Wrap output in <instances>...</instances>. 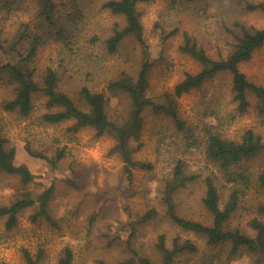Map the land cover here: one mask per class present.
Instances as JSON below:
<instances>
[{
    "label": "rangeland",
    "instance_id": "1",
    "mask_svg": "<svg viewBox=\"0 0 264 264\" xmlns=\"http://www.w3.org/2000/svg\"><path fill=\"white\" fill-rule=\"evenodd\" d=\"M79 1L85 14L75 27L74 50L61 40H51L39 50L36 63L39 68L56 67L60 72L59 88L83 107L79 95L82 85L87 84L93 90L105 89L110 118L121 121L129 113L130 98L120 91L112 95L107 81L123 71L136 74L142 61V46L135 37H127L116 52H109L104 40L116 22L125 24L124 16L103 8L106 0ZM259 1L263 0L139 2L144 36L153 60L147 94L165 100L164 95L173 92L186 72L201 69V64L180 48L185 30L212 57L227 56L234 49L231 29L240 31L236 21L249 29L264 27V10L247 8L248 2ZM6 3L7 0H0L4 38L15 44L18 35L25 32V23L32 30L39 29L38 0H23L12 6ZM173 30L176 32L171 33ZM240 68L251 81L264 85V44L249 60L241 62ZM232 79L231 72L223 71L180 95L182 127L167 114L147 106L139 138L132 145L136 147L135 156L151 162L153 167L134 168L130 177L124 172L122 156L114 150L116 138L112 134H97L91 126L74 131L70 129L73 120L41 123V115L48 110L43 92L34 96L29 115L6 111L0 106V126L8 146L16 148L15 162L26 164L35 174L34 180L25 185L19 175L1 171L0 204H9L22 190L40 193L53 186L48 203L52 221L43 216L33 220L35 206L22 210L18 224L12 228L6 227L5 217H0V264H28L25 249L32 253L37 264H59L66 247L74 253L73 264H118L134 249L147 256L151 264H162V253L157 246L161 234L166 235L169 247L176 235L196 243L195 252L176 256L178 264H208L215 253L229 260L227 264H254L259 254L243 250L228 259L229 243L216 247L205 236L174 224L163 201L165 183L171 178L176 161L182 159L186 173H195L197 177L174 192L176 210L185 217L209 223L211 216L203 203L205 178L220 175L221 170L207 158V130L213 125L212 132L238 140L251 128L264 141V113L258 112L257 97L250 93V105L239 111L233 98ZM11 95V86L0 83V100ZM28 143L33 149L50 154L62 148L64 156L54 167L46 158L31 154ZM241 163L250 177L249 182L247 179L239 186V204L231 224L253 233L249 221L264 202V187L259 179L264 172V149ZM219 188L221 205L225 206L231 184L219 182ZM151 208L158 214L141 220Z\"/></svg>",
    "mask_w": 264,
    "mask_h": 264
},
{
    "label": "trees",
    "instance_id": "2",
    "mask_svg": "<svg viewBox=\"0 0 264 264\" xmlns=\"http://www.w3.org/2000/svg\"><path fill=\"white\" fill-rule=\"evenodd\" d=\"M21 1L23 0H7L6 6ZM143 1L151 0H106L102 3L103 8L125 18V24L120 25L116 22L112 33L105 38L107 50L116 52L127 37H135L142 46V61L137 73L123 71L119 76L107 81V88L112 91V95L120 91L130 98L129 113L123 120L117 121L110 118L109 97L105 89L93 90L87 84L82 85L79 95L85 104L83 107L71 95L59 88L60 72L56 67L47 65L39 68L36 63L39 50L51 40H61L71 51L74 50L72 43L75 42L74 37L77 31L75 27L79 25L85 14L84 6L79 0H38L37 28L39 29L32 30L28 23H25V32L18 35L15 44L3 37V29L0 26V83L5 87L11 86L12 89V95L0 100V106L6 111L29 115L33 110L34 96L38 92H43L47 97L48 110L41 115V123L58 124L73 120L70 129L74 131L91 126L97 134H112L116 138L114 150L122 156L124 172L128 177L132 176L134 168L151 169L153 167L151 162L135 156L136 147L132 145V141L139 138L143 126V112L147 106L167 114L179 127H182L183 120L180 118L178 97L195 87H200L215 75L229 71L233 75V98L237 102L239 111L245 110L250 105L249 94L252 93L257 97L258 112L264 113V85L251 81L240 68V63L249 60L255 50L264 44V27L249 29L239 21H236V24L239 25L240 31L236 33L231 29L233 33L231 37L235 40L234 49L227 56L220 54L216 58L212 57L189 31L185 30L180 48L196 59L201 64V69L197 72H186L185 76L175 84L173 92L164 95L165 100H156L148 95L153 60L149 44L144 36L141 12L138 8L139 2ZM180 1L188 3L195 0H172V4L180 3ZM247 8L264 10V0L248 2ZM176 30L171 33H175ZM211 127L207 130L208 137L205 141L206 155L221 170L220 175L213 174L205 178L206 192L203 203L211 216V221L207 223L203 220L188 218L176 210L174 192L197 177L195 173H186L185 161L182 159L176 161L172 176L165 183L163 201L166 213L174 224L184 230L205 236L206 241L211 245L220 247L229 243L228 259L247 250L259 254L256 259L254 258V264H264V202L258 205L257 214L249 221V227L253 233L246 228L231 224V218L239 204L241 192L239 186L246 183L250 177L242 168L241 162L247 157L259 154L264 149L263 138L250 128L243 132L240 139H231L219 132H212ZM27 149L33 155L46 158L54 167L64 156L62 148L50 154L33 149L28 143ZM15 154L16 148L8 146L7 138L0 126V172L6 171L19 175L26 185L34 180L35 174L26 164H17ZM259 179L264 187V172L260 174ZM219 182L222 185L231 184L225 206L221 205L222 193ZM52 193L53 186L40 193L22 190L9 204H0V217H5L6 227L12 228L18 224L22 210L35 206L33 220L43 216L52 221L48 209ZM157 214L158 211L151 208L141 216V220H149ZM157 246L162 253V264H178L177 255L183 252H195L198 249L192 239L182 238L179 235L172 238L171 247H169L166 235L161 234ZM24 256L28 264H37V260L28 249L24 250ZM73 261L74 253L70 247H66L59 259V264H73ZM226 262L229 260L215 253L208 264H227ZM137 263L151 264V260L134 249L118 264Z\"/></svg>",
    "mask_w": 264,
    "mask_h": 264
}]
</instances>
